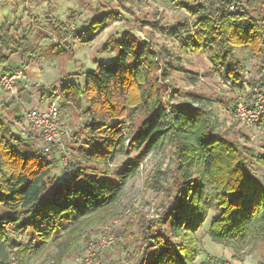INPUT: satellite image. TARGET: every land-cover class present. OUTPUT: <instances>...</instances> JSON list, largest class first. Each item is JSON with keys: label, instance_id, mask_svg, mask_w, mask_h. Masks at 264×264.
<instances>
[{"label": "trees", "instance_id": "obj_1", "mask_svg": "<svg viewBox=\"0 0 264 264\" xmlns=\"http://www.w3.org/2000/svg\"><path fill=\"white\" fill-rule=\"evenodd\" d=\"M119 2L124 5L128 0ZM173 2L195 19L194 26L189 28L186 22L169 29L159 23L153 27L182 41L180 56L165 47L156 48L151 41L141 43L134 32L127 31L115 59L87 71L84 85L62 84L60 96L64 108L83 111L88 118L84 130L94 145L86 159L103 164L107 173L124 150L150 152L166 139L174 146L179 174L176 193L157 221L141 224L146 244L134 264H197L202 252L200 233L205 229L212 242L230 249L233 259L241 261L247 248L264 242V175L252 166L255 162L264 169V155L255 153L247 134L242 133L241 142L220 130L199 102L166 105L160 82L179 71L195 83L198 75L182 64L183 55L189 50L207 51L213 71L242 88L245 66L236 57V48H249L257 57L264 54V0ZM112 18L104 13L77 28L54 21L50 49L71 55V38L91 42ZM35 53L29 36H14L11 25L0 26V65L7 66L17 56L23 67L28 66ZM84 99L88 101L85 109ZM137 112L143 114L139 126L127 127L125 119ZM12 130L0 115V205L10 211L0 216V252L13 246V258L28 264L54 244L60 263L87 225L114 215L136 164L120 171L116 183L90 173L75 160L62 180H53L55 163L48 151L32 149ZM98 136L102 141L98 142ZM29 229L34 231L31 241H13L11 233L20 239ZM61 231L66 232V241L60 239Z\"/></svg>", "mask_w": 264, "mask_h": 264}, {"label": "rangeland", "instance_id": "obj_2", "mask_svg": "<svg viewBox=\"0 0 264 264\" xmlns=\"http://www.w3.org/2000/svg\"><path fill=\"white\" fill-rule=\"evenodd\" d=\"M0 26L11 25L14 36H29L36 53L33 61L25 70V77L15 83L16 96L9 95L0 84V91L6 94L0 106V115L11 124L13 134L34 149H45L55 165L52 172L53 180L60 181L66 174V167L75 160L81 161L92 174H99L119 183L118 173L131 163L136 164V172L125 184L123 193L114 208V215L107 221L87 225L76 241L73 249L57 263L58 248L53 244L41 257L28 264H82L88 244L97 239L106 227H111L116 236L115 245L106 252L103 264H134L146 244L140 230L141 224L155 222L163 210L170 204L176 193L179 174L174 154V146L166 139L161 145L150 152L142 150H124L110 163L111 171L107 173L103 164H96L86 159L94 143L92 136L84 128L88 118L83 111L64 108V100L60 96L62 84L74 81L81 85L85 83V73L95 70L100 63L115 59L121 49L119 42L127 31H132L141 43L149 42L156 47H165L177 56L181 55L182 41L170 36L167 32L153 27L159 23L166 29L188 22L192 28L195 19L184 10L175 6L173 0H128L122 5L119 0H27L0 9ZM107 13L113 18L107 28L96 34V38L88 43L71 38L73 54L55 53L50 49L49 42L53 36L52 23L62 21L72 28L87 25L96 17ZM119 14L117 17L116 15ZM115 17V18H114ZM149 23V24H144ZM143 24V25H142ZM236 57L245 66V76L242 88H235L230 82L213 71L207 51L189 52L183 55L182 64L194 73L198 80L190 82L184 73L173 71L166 80L161 78L160 88L163 102L167 105L179 102H199L206 108L213 123L231 137L244 141L242 133L249 136L251 145L256 147L257 155H264V121L254 125L244 123L237 113L239 102L251 106L258 104L264 109V54L254 56L249 48H236ZM22 67L17 56L7 66L0 65V76L9 69ZM161 71L157 72L159 77ZM53 92L57 95L53 96ZM38 98L55 101L60 107L61 123L66 134L64 148L57 145H47L42 136L32 130L27 121L30 109L43 104ZM44 100V101H45ZM47 102V103H48ZM88 101L84 99V109ZM263 113V112H261ZM260 113V119H264ZM143 114L134 113L125 119L127 127L137 128ZM19 117V118H16ZM262 117V118H261ZM38 133V134H37ZM98 142L102 141L98 136ZM68 157V163L65 161ZM254 170L264 175V169L252 162ZM10 211L0 205V216L9 215ZM215 215L213 211L209 217ZM67 223L65 224V226ZM34 231L29 229L20 239L14 242H29ZM60 239L66 241V232H60ZM202 252L197 264H209L216 259L228 264H260L264 257V242H258L255 247L247 248L241 261L232 257L230 249L212 242L206 229L200 233ZM13 246L0 252V264L10 263L13 258ZM16 264H19L16 260Z\"/></svg>", "mask_w": 264, "mask_h": 264}, {"label": "built area", "instance_id": "obj_3", "mask_svg": "<svg viewBox=\"0 0 264 264\" xmlns=\"http://www.w3.org/2000/svg\"><path fill=\"white\" fill-rule=\"evenodd\" d=\"M27 0H0V7L11 6ZM28 66L18 67L8 73L0 76L1 86L9 92V95L16 96L15 83L18 79L25 77V70ZM237 113L240 119L248 124L254 125L260 119V113L264 116V109L258 104L251 106L245 105L243 102L236 104ZM261 117V118H262ZM27 121L31 125L32 130L38 132L47 145H57L64 148V137L67 133L60 119V107L57 102L49 101L45 106H37L30 109L27 114ZM68 163V157L65 156ZM116 242V236L111 227H106L103 233L95 240L91 241L86 249V253L82 264H103V258L108 250H110ZM16 264L15 258H11L10 263ZM209 264H228L225 261L213 259Z\"/></svg>", "mask_w": 264, "mask_h": 264}, {"label": "crops", "instance_id": "obj_4", "mask_svg": "<svg viewBox=\"0 0 264 264\" xmlns=\"http://www.w3.org/2000/svg\"><path fill=\"white\" fill-rule=\"evenodd\" d=\"M3 7H6V6H2V7H0V9L1 8H3ZM1 11V10H0ZM0 15H2V13L0 12ZM5 98H6V94H4L3 92H1L0 91V106L2 105V102L5 100ZM45 99L43 98H38V100H37V102H40V101H42L43 102V104H41L40 106H45L46 104H47V100H45ZM17 118V117H16ZM13 129H15V126H13ZM36 132V131H35ZM38 134V133H37ZM33 145H35V143L33 144ZM35 147V146H34ZM34 147H32V149L34 148Z\"/></svg>", "mask_w": 264, "mask_h": 264}]
</instances>
